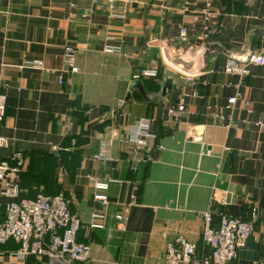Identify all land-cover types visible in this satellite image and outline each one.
<instances>
[{
    "label": "crops",
    "instance_id": "obj_1",
    "mask_svg": "<svg viewBox=\"0 0 264 264\" xmlns=\"http://www.w3.org/2000/svg\"><path fill=\"white\" fill-rule=\"evenodd\" d=\"M214 44L228 55L206 48ZM167 54H198L190 81ZM254 54L264 55V0H137L123 16H111L107 0H0V136L9 141L0 159H25L19 199L69 198L91 264H167V246L179 235L196 244L195 261L204 264L208 210L215 229L224 214L253 227L228 264H260L264 64H249L247 76L225 71L229 59L245 64ZM143 70L159 75L133 79ZM181 100L186 113L169 121L167 110ZM143 118L157 133L148 147L130 140ZM98 181L112 183L105 229L92 230L91 213L102 207L94 195L104 193ZM2 189L0 222L13 201ZM18 249L14 240L4 244L0 264H16ZM29 258L23 264H41Z\"/></svg>",
    "mask_w": 264,
    "mask_h": 264
},
{
    "label": "built area",
    "instance_id": "obj_2",
    "mask_svg": "<svg viewBox=\"0 0 264 264\" xmlns=\"http://www.w3.org/2000/svg\"><path fill=\"white\" fill-rule=\"evenodd\" d=\"M97 1V0H96ZM118 0H107L109 14L113 16L117 10L120 15L129 11V5L137 0H123L122 7L117 9ZM189 30L183 26L179 32L182 42L188 40ZM68 66L76 71L74 52L68 49ZM249 64H264L263 54H254L249 57L247 63L238 64L234 59H229L225 71L229 74L249 75ZM156 70H143L135 74L133 79L142 77H156ZM187 80L191 76L184 73ZM62 82V79L60 80ZM237 98L229 99V104L234 105ZM6 106L0 102V121L4 118ZM186 113L183 100L176 107L167 110L169 121H178ZM153 120L143 118L135 121L130 127V140L141 147H148L151 140L156 139L152 131ZM8 139L0 136V148L8 146ZM159 149H163L159 146ZM106 160L105 157H96ZM15 165L7 160L0 159V184L3 187V195L12 198L5 208V219L0 222V255L1 248L10 240L20 244L15 253L16 264H23L30 256H35L41 264H91V247L77 240L82 221L79 214L71 209V202L64 194L49 196L39 194L34 199H19L20 184L19 174L23 169L24 157L16 154L13 158ZM112 181H98L95 189L104 193L94 195V200L102 207L92 211L89 227L92 230L105 229L107 213L105 206L108 204V196L105 193ZM136 197H133L135 203ZM119 226L124 230L126 224L125 213L115 216ZM205 221L203 239L211 248L210 260L204 264H228L237 258L240 249L244 248L253 236V227L250 223L231 216H222L219 228L212 227V213L210 210L203 213ZM196 244L184 235H179L174 242L169 243L166 249L167 264H201L195 261ZM203 264V263H202ZM260 264H264V257Z\"/></svg>",
    "mask_w": 264,
    "mask_h": 264
},
{
    "label": "water",
    "instance_id": "obj_3",
    "mask_svg": "<svg viewBox=\"0 0 264 264\" xmlns=\"http://www.w3.org/2000/svg\"><path fill=\"white\" fill-rule=\"evenodd\" d=\"M207 49L213 50L219 53L227 54V52L219 45L214 44V45H208L206 46ZM198 54L195 56H182L180 54H176L174 56L167 54V60L168 62L174 66L175 68L185 72V73H191L195 63L197 61Z\"/></svg>",
    "mask_w": 264,
    "mask_h": 264
},
{
    "label": "trees",
    "instance_id": "obj_4",
    "mask_svg": "<svg viewBox=\"0 0 264 264\" xmlns=\"http://www.w3.org/2000/svg\"><path fill=\"white\" fill-rule=\"evenodd\" d=\"M158 75L159 74H157V76L156 77H158ZM156 77H154V78H156ZM141 79V78H140ZM140 79H138V80H140ZM174 122V121H173ZM152 131L156 134V139H157V133H156V131H155V129H154V123H153V125H152ZM226 214H224V215H222V216H225ZM221 216V217H222ZM227 216H230V215H227ZM232 217V216H231ZM239 219V218H238ZM241 220V219H240ZM4 221V220H3ZM3 221H1V222H3ZM220 221H221V218H220ZM243 221V220H242ZM246 222V221H245ZM19 248H20V244H19ZM211 256V255H210ZM36 258L35 256H30V258ZM30 258H29V260H30ZM39 262V261H38ZM40 263V262H39Z\"/></svg>",
    "mask_w": 264,
    "mask_h": 264
}]
</instances>
